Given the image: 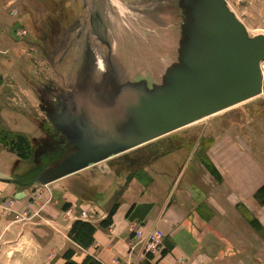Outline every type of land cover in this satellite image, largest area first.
Listing matches in <instances>:
<instances>
[{"label":"rangeland","instance_id":"374dc122","mask_svg":"<svg viewBox=\"0 0 264 264\" xmlns=\"http://www.w3.org/2000/svg\"><path fill=\"white\" fill-rule=\"evenodd\" d=\"M224 9L228 14L226 18L238 30L239 45H250L248 39L264 38V0H0V146L14 158H30L42 165L45 158L40 154L63 147L67 140L61 141L65 133H58L56 139L53 133L50 134L52 138L48 137L43 127L38 126L37 119L41 125L53 124L45 109H49V103L55 98L66 114L68 127H74V120L82 118L74 109L81 106L78 89L81 81L91 84L98 90V96L106 100L114 96V101H118L128 89H132L135 96L147 93L155 98L165 89L174 96L180 83L177 82L179 75L188 69L187 57L180 53V47L183 43L190 46L193 41L197 45V41L191 39L192 34L194 38L199 34L200 59L207 52L227 54V47L234 44L229 38L216 45L207 42L210 33L218 27V17ZM196 11L199 19H196ZM209 30L212 31L209 33ZM262 42L249 50L245 72L251 78L249 76L247 88L235 82L228 85L231 92L234 90L233 97L240 94V100L228 106L234 105L233 109L226 107L195 122L190 121L192 124L188 122L187 126L167 131L112 158L108 167L106 162L95 165L91 172L101 175L107 183L114 181L117 187L133 180L132 175L126 180L114 175L116 169L122 173L120 168H128L125 159L132 155L146 152L153 154L149 156L151 159H156L179 153L183 157L191 154V158L200 159L214 157L218 147L220 150L228 147L234 152L253 148L263 155L264 163ZM252 90L257 92L243 96ZM124 103L130 104L127 100ZM101 105L111 110L107 104ZM42 135L46 137L38 140ZM222 140L225 143L218 145ZM33 141L36 146H32ZM64 148L66 152L71 151L69 146ZM144 159L148 157L135 162L142 163ZM45 168L41 169L40 176ZM91 172L88 175L92 176ZM45 176L42 180H46ZM90 187L88 183L78 186L82 195L79 201L96 211L91 207L94 199L88 194ZM50 194L51 188L42 186L35 193L42 225L48 222L42 217V211L47 209ZM67 203L64 202L62 211L73 218V207ZM74 209L79 211L76 206ZM32 216L37 215L15 212L13 222L33 221ZM97 217V212L82 211L74 222V233L78 235L80 225L84 228L83 223L89 224ZM57 234L60 235L58 229ZM17 242L0 243V264H15V251L21 246ZM4 247L12 253L7 254ZM62 264H94V261L89 258L85 263Z\"/></svg>","mask_w":264,"mask_h":264},{"label":"crops","instance_id":"0c3cea01","mask_svg":"<svg viewBox=\"0 0 264 264\" xmlns=\"http://www.w3.org/2000/svg\"><path fill=\"white\" fill-rule=\"evenodd\" d=\"M45 111L50 119L57 115L47 108ZM37 124L43 127L40 119ZM50 126L56 135L60 133L54 123ZM76 127L67 130L78 139L86 129ZM224 143L222 140L218 145ZM32 146H36L34 141ZM218 148L214 157L200 159L177 152L156 159L148 157L142 163L127 158L128 168H120L122 173L116 169L114 175L120 180L132 175L133 180L116 187L114 181L107 183L91 170L101 162L108 167L112 158L127 150L69 173L71 164L65 157L75 149H49L40 154L47 161L43 170L47 177L41 181L38 160L14 158L0 146V243L18 240L21 246L15 251V264L85 263L89 258L94 264H264L263 155L253 148L239 152ZM33 169L38 172L33 183L18 182ZM81 179L91 186L92 191L86 193L93 197L91 207L96 211L79 201L82 195L77 188L84 184ZM41 186L51 188L50 202L42 211L47 225L40 224V205L35 196ZM64 202L73 207V218L62 211ZM84 210L97 212L98 217L90 225L83 223L84 228L80 225L77 235L74 222ZM25 211L37 216H32L33 221L13 222L15 212ZM133 230L145 235L156 231L161 236L155 253L144 256L140 246L132 247L137 241Z\"/></svg>","mask_w":264,"mask_h":264},{"label":"water","instance_id":"95a60500","mask_svg":"<svg viewBox=\"0 0 264 264\" xmlns=\"http://www.w3.org/2000/svg\"><path fill=\"white\" fill-rule=\"evenodd\" d=\"M221 12L218 17V27L211 30L212 32L209 30L211 33L207 42L216 45L229 38L234 44L227 47V54L217 55L215 51L207 52L200 59L199 34H196L195 38L192 34L191 39H195L197 45L193 41L190 46L188 43H183L180 47L182 48L180 53L187 57L188 69L179 75L177 82L180 81L181 84L179 83L174 96L172 93L170 95L167 89L155 98L147 93L135 96V92L128 89L127 94L117 101L118 106L114 110L101 111L95 124L90 123V120L88 123L84 122L81 118L74 120L73 125L77 126V130L82 126L86 129V132L80 134L78 139L72 138L73 133L67 130L70 123L65 118L66 114L58 112L56 116H51L56 130L61 134L65 133L61 138V141L67 140L64 146L75 149L72 154L65 157L68 165L71 164L67 172L80 170L95 161L123 152L142 141L163 135L167 131L200 119L228 107L233 101L240 100V94L233 97L234 90L231 92L228 85L235 82L247 88L250 75L245 71L248 69L250 59L249 50H254L255 44L262 42L264 38L257 37L251 41L248 39L247 43L249 42L250 45H239L237 28L229 18H226L228 14L225 9ZM195 13L196 19H199L198 11ZM184 45L186 46L183 47ZM183 81L184 84H182ZM255 82H258V79ZM256 92L252 90L250 94H243V96L253 95ZM122 100H127L130 104ZM119 103L122 109L119 108ZM69 137L72 138L70 142ZM64 146L54 149L64 150ZM72 160L74 164L71 163ZM42 179L43 176L38 178V180Z\"/></svg>","mask_w":264,"mask_h":264},{"label":"flooded vegetation","instance_id":"af4514ba","mask_svg":"<svg viewBox=\"0 0 264 264\" xmlns=\"http://www.w3.org/2000/svg\"><path fill=\"white\" fill-rule=\"evenodd\" d=\"M73 16L75 19L76 15L74 14ZM79 84L82 85V86L78 87V89L80 88L79 91L81 93V100H80L81 106H79V108H74V109H75L77 114H81V117H82L81 119L84 122L86 121L88 123V121L90 120V123L95 124L96 118L100 115V113H102L101 111L106 109L103 105H101L103 103H105L109 107H111L110 108L111 110L115 109L117 101H114V99H115L114 96L107 98V100L104 98H100L98 96V92H97L98 90L96 88H93L91 86V84L86 83V81H81V82H79ZM90 87H92V88H90ZM114 92H117V91L115 90ZM63 107L67 108L65 106H63ZM61 108L62 107H59V105H57L55 100H54L53 103L50 102V107L48 110H50V113L52 111H55V113H58V112H62ZM77 109H79V111ZM104 111H106V110H104ZM52 116H55V114ZM43 128H44V130L48 136H50L52 138V136L50 134L53 133L54 138H57L58 135H56L55 129L53 126H50L46 123L45 124L43 123ZM64 154L65 153L62 152L61 156L63 157ZM151 155H152V153H146L145 152L144 155H143V153H141V154L138 153V154L132 155L131 158H132V160H136V159H140L141 157H144V156L145 157H149V156L152 157Z\"/></svg>","mask_w":264,"mask_h":264},{"label":"built area","instance_id":"2783aa9c","mask_svg":"<svg viewBox=\"0 0 264 264\" xmlns=\"http://www.w3.org/2000/svg\"><path fill=\"white\" fill-rule=\"evenodd\" d=\"M133 232L137 236V241L132 247L140 246V253L144 256L155 253L161 242V236L156 231H151L150 234L146 235L142 234L141 230H133Z\"/></svg>","mask_w":264,"mask_h":264},{"label":"trees","instance_id":"16d2710c","mask_svg":"<svg viewBox=\"0 0 264 264\" xmlns=\"http://www.w3.org/2000/svg\"><path fill=\"white\" fill-rule=\"evenodd\" d=\"M151 156H153V154H152ZM44 162H45V163H44ZM42 163H43V164L41 165V167L38 168V170H39V174H41V169L44 168V166L46 167V163H47V161L44 159ZM37 173H38V172L36 171V169H33L32 171H30V172L28 173L27 177L19 178V181H18V182H21V184H23V185H26V184L32 183V181L34 182V180H36V178H37ZM31 180H32V181H31Z\"/></svg>","mask_w":264,"mask_h":264},{"label":"bare ground","instance_id":"6f19581e","mask_svg":"<svg viewBox=\"0 0 264 264\" xmlns=\"http://www.w3.org/2000/svg\"><path fill=\"white\" fill-rule=\"evenodd\" d=\"M224 108H226V107H224ZM234 107H232V108H230V109H233ZM223 109V108H222ZM218 112H219V110H218ZM226 112H227V110H226ZM213 114V113H212ZM208 116V115H207ZM204 117H206V116H204ZM203 118V117H202ZM201 119V118H200ZM192 123V122H191ZM190 124V123H189ZM186 125H188V124H185L184 126H186ZM183 127V126H182ZM179 129V128H178ZM148 140H150V139H148ZM145 141H147V140H145ZM145 141H142V142H145Z\"/></svg>","mask_w":264,"mask_h":264}]
</instances>
